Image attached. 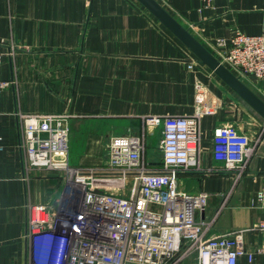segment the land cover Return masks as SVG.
I'll return each mask as SVG.
<instances>
[{
    "label": "crops",
    "instance_id": "1",
    "mask_svg": "<svg viewBox=\"0 0 264 264\" xmlns=\"http://www.w3.org/2000/svg\"><path fill=\"white\" fill-rule=\"evenodd\" d=\"M155 1L218 60L217 42L228 50L235 33L264 32V0ZM0 43V79L15 81L0 94V264L29 262L27 198L45 203L63 190L52 171L24 181L17 112L69 115L68 163L80 169L105 167L108 139L122 135L143 137L154 166L161 128L145 119L198 116L200 168L180 173L177 188L208 195L195 217L210 224L207 236L243 231L249 255L237 264H264V119L138 0H0ZM235 76L264 102V78ZM227 123L253 146L239 174L212 158ZM181 264H197L195 255Z\"/></svg>",
    "mask_w": 264,
    "mask_h": 264
},
{
    "label": "built area",
    "instance_id": "2",
    "mask_svg": "<svg viewBox=\"0 0 264 264\" xmlns=\"http://www.w3.org/2000/svg\"><path fill=\"white\" fill-rule=\"evenodd\" d=\"M224 45L215 44L221 48L219 61L233 74L264 78V32L235 33L228 50ZM14 82L0 79V94ZM16 118L24 181L35 169L65 174L61 194L45 203L27 198L23 238L28 264H181L193 255L197 264H237L249 255L243 231L207 236L210 224L195 218L204 212L207 194L177 188L180 173L200 168L198 116L145 119L148 127L161 128L160 159L154 166L145 159L143 137L122 135L108 139L105 167L70 171L69 115L17 112ZM252 147L246 134L227 123L215 130L212 158L220 171L239 174Z\"/></svg>",
    "mask_w": 264,
    "mask_h": 264
},
{
    "label": "water",
    "instance_id": "3",
    "mask_svg": "<svg viewBox=\"0 0 264 264\" xmlns=\"http://www.w3.org/2000/svg\"><path fill=\"white\" fill-rule=\"evenodd\" d=\"M168 31H170L202 64L217 75L235 94L264 119V102L239 78L197 41L155 0H138Z\"/></svg>",
    "mask_w": 264,
    "mask_h": 264
},
{
    "label": "rangeland",
    "instance_id": "4",
    "mask_svg": "<svg viewBox=\"0 0 264 264\" xmlns=\"http://www.w3.org/2000/svg\"><path fill=\"white\" fill-rule=\"evenodd\" d=\"M14 83H15V82H14ZM68 165H69V163H68ZM69 168H74V167H71V166L69 165V167H68V171L71 170V169H69ZM52 172H53V171H52ZM55 173L57 174V177H58L57 179L60 180V181H61V180L63 179V177L65 176L64 171H62V170H61V171H58V172H55ZM60 178H61V179H60ZM60 181H58V184H59Z\"/></svg>",
    "mask_w": 264,
    "mask_h": 264
}]
</instances>
